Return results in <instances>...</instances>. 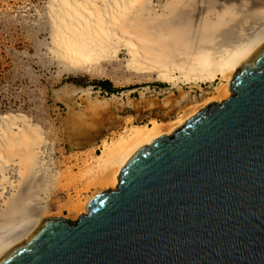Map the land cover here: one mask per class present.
<instances>
[{
	"label": "water",
	"instance_id": "95a60500",
	"mask_svg": "<svg viewBox=\"0 0 264 264\" xmlns=\"http://www.w3.org/2000/svg\"><path fill=\"white\" fill-rule=\"evenodd\" d=\"M227 90L139 148L87 214L43 219L0 264H264V43Z\"/></svg>",
	"mask_w": 264,
	"mask_h": 264
},
{
	"label": "bare ground",
	"instance_id": "6f19581e",
	"mask_svg": "<svg viewBox=\"0 0 264 264\" xmlns=\"http://www.w3.org/2000/svg\"><path fill=\"white\" fill-rule=\"evenodd\" d=\"M47 8L52 52L70 70H92L128 50L135 70L181 91V84L221 81L211 97L205 89L183 91L177 104L184 112L172 122L133 124L119 139L105 140L91 183L105 190L116 188L118 173L139 148L171 135L209 103L227 100L231 77L264 43V0H49ZM46 145L25 115L0 116V259L48 218L54 175ZM99 193L74 209L87 213Z\"/></svg>",
	"mask_w": 264,
	"mask_h": 264
},
{
	"label": "rangeland",
	"instance_id": "374dc122",
	"mask_svg": "<svg viewBox=\"0 0 264 264\" xmlns=\"http://www.w3.org/2000/svg\"><path fill=\"white\" fill-rule=\"evenodd\" d=\"M48 4L0 0V116L23 114L40 127L54 175L47 216L77 221L88 212L74 206L105 191L91 184L100 171L97 156L105 140L119 139L133 124L172 122L184 112L177 104L183 91L204 94L205 89L204 97H211L221 81L200 88L181 84V91L135 70L128 50L92 70H70L52 52ZM105 80L116 92L100 87ZM195 104L194 99L183 109Z\"/></svg>",
	"mask_w": 264,
	"mask_h": 264
},
{
	"label": "trees",
	"instance_id": "16d2710c",
	"mask_svg": "<svg viewBox=\"0 0 264 264\" xmlns=\"http://www.w3.org/2000/svg\"><path fill=\"white\" fill-rule=\"evenodd\" d=\"M98 84L100 85V87H102L105 91L109 93L116 92V89L113 87L112 83L109 80L99 81Z\"/></svg>",
	"mask_w": 264,
	"mask_h": 264
}]
</instances>
